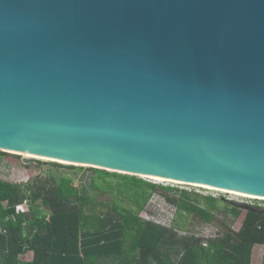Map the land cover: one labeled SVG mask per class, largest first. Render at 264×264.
Returning a JSON list of instances; mask_svg holds the SVG:
<instances>
[{
  "label": "water",
  "instance_id": "obj_1",
  "mask_svg": "<svg viewBox=\"0 0 264 264\" xmlns=\"http://www.w3.org/2000/svg\"><path fill=\"white\" fill-rule=\"evenodd\" d=\"M0 151L264 198V0H0Z\"/></svg>",
  "mask_w": 264,
  "mask_h": 264
},
{
  "label": "trees",
  "instance_id": "obj_2",
  "mask_svg": "<svg viewBox=\"0 0 264 264\" xmlns=\"http://www.w3.org/2000/svg\"><path fill=\"white\" fill-rule=\"evenodd\" d=\"M89 170L88 187L47 174L24 184L0 179V264H251L254 247L264 245L262 208L247 209L239 230L223 224L216 237L201 242L178 236L177 218L212 222V210L222 204L216 198L161 191L175 209L172 226L165 227L139 216L160 191L157 186L137 176ZM104 194L110 198L99 199ZM23 200L29 212L16 214ZM28 251L32 259H21Z\"/></svg>",
  "mask_w": 264,
  "mask_h": 264
},
{
  "label": "rangeland",
  "instance_id": "obj_3",
  "mask_svg": "<svg viewBox=\"0 0 264 264\" xmlns=\"http://www.w3.org/2000/svg\"><path fill=\"white\" fill-rule=\"evenodd\" d=\"M25 161L28 163L22 164L21 155L12 153L4 154L0 159V179L10 183L24 184L31 178H33V181H35V176L38 174H47L66 176L72 178L74 183L79 186H87L88 177L90 174H92V172L89 170L90 167L84 165L77 166L67 165L68 163H55L41 158H33L31 156H29V159ZM139 178L154 184L160 190L152 194L149 201L145 205L144 210L140 212L139 216L144 220L154 222L161 226L171 227L175 218L174 207L164 199L161 191H166L169 196H176L178 191L186 190L188 192H195L201 196H212L222 202V204H217L216 208L212 210V213L214 214V220L210 223H205L194 216H189L187 219L184 217L177 218V221L181 227L175 228L176 233L180 237L193 236L199 239L201 242H204L208 238L216 237L220 227L224 225L225 227H228L234 231L239 230L247 209L253 207L264 209V200L260 199L230 194L228 192H223L216 189H206L194 185H186L184 183L160 181L148 177ZM86 192L89 193V189H87ZM101 198L108 199L110 198V195L104 194L102 197H99V199ZM117 198L123 200L119 195ZM124 201L126 200L124 199ZM22 202L18 208L24 210V213H28V208H26L24 202ZM201 204L204 205L203 201ZM223 204H229L231 207H233V209ZM234 207L238 210L234 211ZM86 212L90 213L92 211L91 209H87ZM15 213L19 214L20 212H17L15 209ZM30 257V254L27 253L21 256V259L29 260ZM251 264H264V245H257L254 247L252 251Z\"/></svg>",
  "mask_w": 264,
  "mask_h": 264
},
{
  "label": "bare ground",
  "instance_id": "obj_4",
  "mask_svg": "<svg viewBox=\"0 0 264 264\" xmlns=\"http://www.w3.org/2000/svg\"><path fill=\"white\" fill-rule=\"evenodd\" d=\"M24 156L26 157H33V158H41V159H44V160H50V159H47V158H42V157H37V156H33V155H30V154H27V153H22ZM65 163V162H63ZM76 164V163H74ZM145 177V176H144ZM151 178V177H149ZM155 180H160V181H166L164 179H161V178H154ZM175 183H177L176 181H173ZM178 183H184V182H178ZM184 184H188V185H194V186H197V187H203V188H206V189H216V190H220V191H223V192H228L230 194H236V195H240V196H246V197H250V198H259V199H264L263 197H260V196H254V195H247V194H242V193H238V192H233V191H227V190H222V189H218V188H213V187H210V186H205V185H199V184H193V183H184Z\"/></svg>",
  "mask_w": 264,
  "mask_h": 264
},
{
  "label": "built area",
  "instance_id": "obj_5",
  "mask_svg": "<svg viewBox=\"0 0 264 264\" xmlns=\"http://www.w3.org/2000/svg\"><path fill=\"white\" fill-rule=\"evenodd\" d=\"M23 202H24L26 208H28L27 202H26L25 200H24ZM23 202H22V203H23ZM20 204H21V203H20ZM20 204H17V205L15 206V209H16L17 212L24 213V210L18 208V206H19Z\"/></svg>",
  "mask_w": 264,
  "mask_h": 264
},
{
  "label": "crops",
  "instance_id": "obj_6",
  "mask_svg": "<svg viewBox=\"0 0 264 264\" xmlns=\"http://www.w3.org/2000/svg\"><path fill=\"white\" fill-rule=\"evenodd\" d=\"M27 253L30 254L31 257L29 258V260H31V259H32V252L28 251V252H26L25 254H27ZM25 254H24V255H25Z\"/></svg>",
  "mask_w": 264,
  "mask_h": 264
}]
</instances>
